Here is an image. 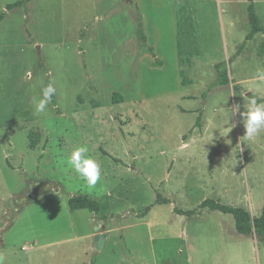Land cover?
<instances>
[{
    "label": "rangeland",
    "instance_id": "obj_1",
    "mask_svg": "<svg viewBox=\"0 0 264 264\" xmlns=\"http://www.w3.org/2000/svg\"><path fill=\"white\" fill-rule=\"evenodd\" d=\"M17 1L0 0L2 264H264V239L200 208L210 199L264 214V132L246 140L232 113L251 96L264 102V34L236 55L248 0H31L6 10ZM253 4L264 25V0ZM219 71L230 83L210 89ZM48 83L55 106L34 115ZM80 145L101 167L91 189L65 163ZM158 194L169 203L155 204ZM78 195L100 211H70ZM96 234L106 239L98 250Z\"/></svg>",
    "mask_w": 264,
    "mask_h": 264
},
{
    "label": "trees",
    "instance_id": "obj_2",
    "mask_svg": "<svg viewBox=\"0 0 264 264\" xmlns=\"http://www.w3.org/2000/svg\"><path fill=\"white\" fill-rule=\"evenodd\" d=\"M31 0H21L17 1L13 4H9L6 7V10H12L15 7L22 6L26 3H29ZM247 10V16L248 21L250 25V31L245 37V41L240 45L238 52L236 55H239L243 48L245 47L246 43L248 41H251L255 35L258 33L264 34V25H261L259 23V20L255 14L254 4L253 0H248V6L246 8ZM4 15L0 14V22L3 20ZM258 53L260 56L264 57V42L260 44ZM230 83V80L227 77V74L225 71H219L218 77L215 80L214 83L211 84L210 89H213L215 87L220 86H226ZM205 98V95H204ZM52 106H55V96L52 97V100L50 101ZM196 127H200V120L199 118L196 121ZM168 200L161 198V196L158 194L155 200V204H168ZM68 208L70 211H78V210H87L90 213H98L100 211V205L97 201L89 198L88 196L84 195H78L75 197H72L68 200ZM200 208H206L210 211H217L222 214H228L231 215L234 220V228L235 231L242 236H249L252 235V233L256 236L258 239H264V214H262L260 217H251L249 213H247L245 210L241 208L231 207L223 205L217 201L214 200H204L200 204ZM149 208H147V211ZM177 214L181 216L190 217L194 214V211H181L178 210Z\"/></svg>",
    "mask_w": 264,
    "mask_h": 264
},
{
    "label": "clouds",
    "instance_id": "obj_3",
    "mask_svg": "<svg viewBox=\"0 0 264 264\" xmlns=\"http://www.w3.org/2000/svg\"><path fill=\"white\" fill-rule=\"evenodd\" d=\"M257 81L258 86L264 84V69H257ZM55 94L56 88L52 83L42 86L40 96L32 100L34 115L47 114V106ZM239 109V105L234 106L232 113L238 112L243 118L244 138L254 141L264 132V102H259L256 96H251L248 99L247 110L240 112ZM231 128L227 130V133ZM88 151L86 145L74 148L71 154L66 157L65 163L91 189L101 180V167L94 158L88 155Z\"/></svg>",
    "mask_w": 264,
    "mask_h": 264
},
{
    "label": "water",
    "instance_id": "obj_4",
    "mask_svg": "<svg viewBox=\"0 0 264 264\" xmlns=\"http://www.w3.org/2000/svg\"><path fill=\"white\" fill-rule=\"evenodd\" d=\"M124 2H126L127 4H131V0H124ZM99 230V227L98 226H95L94 227V231L97 232ZM104 239H105V236L104 235H100V234H96L95 235V238H94V241H95V248L98 250L100 249L103 244H104ZM3 262V258H2V255L0 254V264H2Z\"/></svg>",
    "mask_w": 264,
    "mask_h": 264
},
{
    "label": "crops",
    "instance_id": "obj_5",
    "mask_svg": "<svg viewBox=\"0 0 264 264\" xmlns=\"http://www.w3.org/2000/svg\"><path fill=\"white\" fill-rule=\"evenodd\" d=\"M131 2H132V0H131ZM133 4V2L130 4V5H132ZM254 9H255V6H254ZM256 14V13H255ZM106 240V239H105ZM105 240H104V243H105ZM104 245V244H103Z\"/></svg>",
    "mask_w": 264,
    "mask_h": 264
}]
</instances>
